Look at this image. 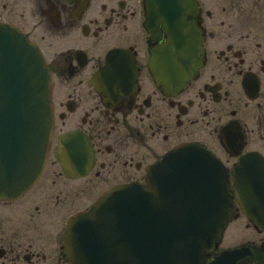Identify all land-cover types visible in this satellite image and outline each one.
<instances>
[{
	"label": "flooded vegetation",
	"instance_id": "flooded-vegetation-1",
	"mask_svg": "<svg viewBox=\"0 0 264 264\" xmlns=\"http://www.w3.org/2000/svg\"><path fill=\"white\" fill-rule=\"evenodd\" d=\"M0 24L45 56L56 120L38 181L0 201V264H74L64 246L69 219L116 185L146 183L179 145L210 151L232 184L242 156H264V0H185L170 10L162 0H0ZM176 31H196L203 49L198 74L178 92L154 66ZM71 132L90 151L86 174L78 144L61 142ZM201 264H264V226L235 202Z\"/></svg>",
	"mask_w": 264,
	"mask_h": 264
},
{
	"label": "water",
	"instance_id": "water-1",
	"mask_svg": "<svg viewBox=\"0 0 264 264\" xmlns=\"http://www.w3.org/2000/svg\"><path fill=\"white\" fill-rule=\"evenodd\" d=\"M184 1L162 0V5L170 10ZM200 42L196 31H176L157 49L154 66L167 89L182 90L198 73ZM54 128L52 74L43 54L18 29L0 24V201L19 198L38 180ZM80 153L84 174L89 155L84 141ZM234 173L232 185L226 167L210 152L195 144L178 146L149 169L147 184L118 185L89 212L71 218L64 238L69 259L74 264H201L230 221L235 200L264 225L263 156H244Z\"/></svg>",
	"mask_w": 264,
	"mask_h": 264
}]
</instances>
